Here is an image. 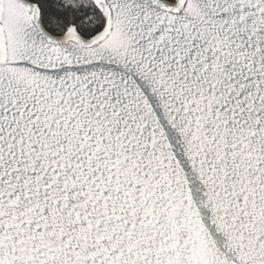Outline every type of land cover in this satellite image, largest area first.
<instances>
[{
  "label": "snow or ice",
  "instance_id": "1",
  "mask_svg": "<svg viewBox=\"0 0 264 264\" xmlns=\"http://www.w3.org/2000/svg\"><path fill=\"white\" fill-rule=\"evenodd\" d=\"M0 264H264V0H0Z\"/></svg>",
  "mask_w": 264,
  "mask_h": 264
}]
</instances>
